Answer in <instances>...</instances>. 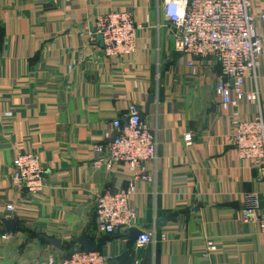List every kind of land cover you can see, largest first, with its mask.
Segmentation results:
<instances>
[{
    "label": "crops",
    "instance_id": "1",
    "mask_svg": "<svg viewBox=\"0 0 264 264\" xmlns=\"http://www.w3.org/2000/svg\"><path fill=\"white\" fill-rule=\"evenodd\" d=\"M163 1L0 0V264L66 260L84 250L81 237L120 261L129 241L124 233L100 230L95 199L132 187L136 229L148 227L143 231L157 237L142 249L134 246L126 264H264V235L241 221L243 197L262 196L264 181L233 146L235 107L215 95L218 63L196 62L193 74L188 57L175 52ZM252 1L253 12L264 10V0ZM121 10L133 14L138 50L105 59L100 40L97 46L89 38L97 17ZM259 31L264 34V25ZM244 91L260 97L258 104L241 102V116L264 117V56ZM150 95L155 102L147 108ZM130 103L156 135L157 158L148 165L152 184L135 181L125 165H95V146L115 134L112 122L126 119ZM21 153L40 159V194L11 182ZM12 218L15 233L3 234L2 220ZM160 219L166 221L161 228ZM44 238L61 240V247ZM208 242L217 250L203 258Z\"/></svg>",
    "mask_w": 264,
    "mask_h": 264
},
{
    "label": "built area",
    "instance_id": "2",
    "mask_svg": "<svg viewBox=\"0 0 264 264\" xmlns=\"http://www.w3.org/2000/svg\"><path fill=\"white\" fill-rule=\"evenodd\" d=\"M57 1V0H53ZM252 0H164L162 12L173 29L175 52L188 57L186 66L196 74V62L214 60L220 67L215 95L225 106L235 110L231 118L232 143L237 156L251 162L264 181V117L254 119L241 116L237 108L241 102L259 103V93H246L244 83L259 67L264 56V10L253 12ZM102 38V46L99 45ZM99 47L105 59L132 57L137 53V27L128 10L110 11L96 18L95 31L89 38ZM126 121L112 122L116 137L107 134L105 143L95 146V165L111 169L125 165L135 181L154 182L148 165L157 158L154 130L142 118L138 105L126 108ZM190 142L191 137L187 136ZM45 170L34 154L21 153L14 160L10 175L13 186L22 192L37 195L44 190ZM134 187L126 191H107L95 199L97 225L113 236L138 228L137 209L131 204ZM264 197V193L262 195ZM259 193L245 195L241 221L256 224L264 235V207ZM12 212L13 207H7ZM157 237L156 232L143 231L134 244L142 249ZM7 240L8 236L4 235ZM217 248L208 242L203 258H209ZM118 257H108L97 252L78 250L69 259L50 258L46 264H117Z\"/></svg>",
    "mask_w": 264,
    "mask_h": 264
},
{
    "label": "water",
    "instance_id": "3",
    "mask_svg": "<svg viewBox=\"0 0 264 264\" xmlns=\"http://www.w3.org/2000/svg\"><path fill=\"white\" fill-rule=\"evenodd\" d=\"M99 40H100V43L102 46V38L99 37ZM154 102H155V97L153 95H150L148 102H147V105H146L147 108H149V106L151 104H153ZM125 121L126 120H124V122ZM115 137H116V134L113 135L112 141L115 139ZM196 210H197V208H196ZM16 223H17V221L15 218H12L10 220H2V224L4 226V231H2V233L3 234H5V233L14 234L15 229H16ZM165 224H166L165 219H160L157 223V227L161 228V227L165 226ZM146 229H148V227H144L143 230H146ZM143 230H139V229L134 228V229L128 230L127 232H124V236L129 241L128 254L125 255L120 261H118L117 264H126L129 261L131 253H132L133 248H134V244H135L137 238L142 235ZM44 240L47 243H49L51 246H53L57 249H59L61 247V243H62L61 240L51 239V238H44ZM77 241L83 247V249L86 252H94L97 248L96 243H91L85 237H81Z\"/></svg>",
    "mask_w": 264,
    "mask_h": 264
}]
</instances>
